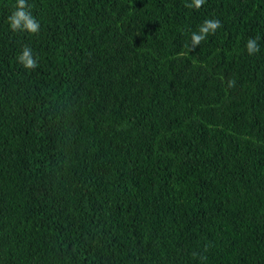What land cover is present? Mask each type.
Returning a JSON list of instances; mask_svg holds the SVG:
<instances>
[{
  "label": "trees",
  "instance_id": "1",
  "mask_svg": "<svg viewBox=\"0 0 264 264\" xmlns=\"http://www.w3.org/2000/svg\"><path fill=\"white\" fill-rule=\"evenodd\" d=\"M0 264H264V0H0Z\"/></svg>",
  "mask_w": 264,
  "mask_h": 264
}]
</instances>
